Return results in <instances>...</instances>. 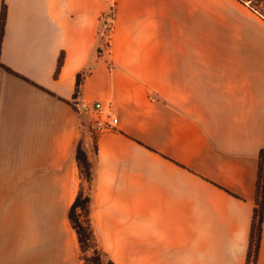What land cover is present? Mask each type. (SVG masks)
Returning a JSON list of instances; mask_svg holds the SVG:
<instances>
[{"label": "crops", "instance_id": "obj_1", "mask_svg": "<svg viewBox=\"0 0 264 264\" xmlns=\"http://www.w3.org/2000/svg\"><path fill=\"white\" fill-rule=\"evenodd\" d=\"M257 1L0 0V264H81L69 221L80 141L114 264H249L264 147ZM94 102L118 119L95 144L82 122Z\"/></svg>", "mask_w": 264, "mask_h": 264}, {"label": "trees", "instance_id": "obj_2", "mask_svg": "<svg viewBox=\"0 0 264 264\" xmlns=\"http://www.w3.org/2000/svg\"><path fill=\"white\" fill-rule=\"evenodd\" d=\"M5 24V8H3L0 18V45ZM108 28V25L106 26ZM108 46V45H107ZM100 53L101 51L98 50ZM63 62V54L60 55L55 76ZM84 73H78L76 76V88L73 98H76L80 92V86ZM75 159L79 173L87 183V189L84 190L81 185L77 196L69 210V221L77 235L79 244V259L81 264H114L105 253L94 234L91 217H90V183L92 180L91 163L87 159L83 144L79 142L76 147ZM264 212V147L259 153L258 171L256 180L255 206L251 221L249 236V247L247 253V262L257 264L258 249L262 235V223Z\"/></svg>", "mask_w": 264, "mask_h": 264}, {"label": "rangeland", "instance_id": "obj_3", "mask_svg": "<svg viewBox=\"0 0 264 264\" xmlns=\"http://www.w3.org/2000/svg\"><path fill=\"white\" fill-rule=\"evenodd\" d=\"M255 10L260 12L261 14L264 15V0H259L257 2H253L250 4ZM111 17V13L108 15H103L101 17V29L99 30V34L97 37V42L99 43L101 51H104L107 49L108 45V37H109V30L106 28V26L109 24V18ZM83 132L85 134H90L93 144H95V138L96 135L93 132V115L91 111L89 113H83ZM82 143V141H80ZM81 185L83 186L84 190L86 191L87 189V183L84 181V179L81 177Z\"/></svg>", "mask_w": 264, "mask_h": 264}, {"label": "built area", "instance_id": "obj_4", "mask_svg": "<svg viewBox=\"0 0 264 264\" xmlns=\"http://www.w3.org/2000/svg\"><path fill=\"white\" fill-rule=\"evenodd\" d=\"M93 115V132L95 135L113 131L117 126V116L109 105L102 102H94L91 106Z\"/></svg>", "mask_w": 264, "mask_h": 264}]
</instances>
